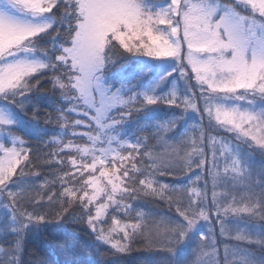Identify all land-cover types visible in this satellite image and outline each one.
Instances as JSON below:
<instances>
[{
    "label": "snow or ice",
    "instance_id": "snow-or-ice-1",
    "mask_svg": "<svg viewBox=\"0 0 264 264\" xmlns=\"http://www.w3.org/2000/svg\"><path fill=\"white\" fill-rule=\"evenodd\" d=\"M131 260L264 264V0H0V264Z\"/></svg>",
    "mask_w": 264,
    "mask_h": 264
},
{
    "label": "trees",
    "instance_id": "trees-1",
    "mask_svg": "<svg viewBox=\"0 0 264 264\" xmlns=\"http://www.w3.org/2000/svg\"><path fill=\"white\" fill-rule=\"evenodd\" d=\"M46 114V112H45ZM160 119H167L163 114H160ZM159 122V121H157ZM193 124V121L190 122ZM193 127V126H191ZM190 127V128H191ZM195 134L197 137L199 136V130L196 128L195 133L189 132V135ZM141 135H147V133H141ZM32 143H35V141H32ZM153 143H156L153 141ZM178 164H183V161H177ZM37 169L33 166H29L28 168L24 169V175L23 179L26 181H32L35 180V176L33 175ZM55 171V169H53ZM43 178H49L54 179V177H51V173L47 170L43 171L42 173ZM162 180H167L169 182H172L171 177H163ZM175 183V181H174ZM26 187H29L30 185L26 184ZM37 186H39V181H37ZM57 188L60 187L59 184L56 185ZM142 195V194H141ZM174 198H178L177 194H173ZM154 200V202H152ZM141 204L143 205L139 211L143 212L145 214L144 223L147 224L149 227H152L155 229L158 226L165 225L167 223V220L170 217L175 216V206L172 207L171 210H169L168 207V199L167 197L164 200H159L158 198H152V197H146L144 200L141 201ZM135 215V213H133ZM161 235H163V228L161 227ZM29 248L31 250L32 246L29 245ZM133 255H138V253H133ZM203 258V257H202ZM204 259V258H203ZM130 264H138L137 261L131 260Z\"/></svg>",
    "mask_w": 264,
    "mask_h": 264
},
{
    "label": "rangeland",
    "instance_id": "rangeland-1",
    "mask_svg": "<svg viewBox=\"0 0 264 264\" xmlns=\"http://www.w3.org/2000/svg\"><path fill=\"white\" fill-rule=\"evenodd\" d=\"M155 70L154 69H147L146 70V72H145V74L146 75H148V74H150V73H153ZM195 81H193V83H194ZM178 87H182V82L180 83V84H178ZM193 121V124L192 123H190V122H192ZM191 126H196V128L199 130V127L197 126V121H195V120H189V123H188V125H185V127H187V128H190ZM221 135H225V136H227L228 134H225V133H221ZM257 159V161L259 160V157H257L256 158ZM219 191V190H218ZM208 198H209V200H211V185H209V193H208ZM202 223V222H201ZM205 231H206V229H204ZM217 232H218V229H217ZM221 252H223V248H222V246H221ZM204 258V260H207V257L205 256V257H203Z\"/></svg>",
    "mask_w": 264,
    "mask_h": 264
}]
</instances>
